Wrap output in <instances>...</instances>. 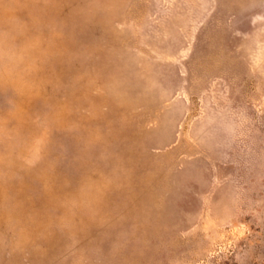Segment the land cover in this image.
Returning a JSON list of instances; mask_svg holds the SVG:
<instances>
[{"label": "rangeland", "instance_id": "374dc122", "mask_svg": "<svg viewBox=\"0 0 264 264\" xmlns=\"http://www.w3.org/2000/svg\"><path fill=\"white\" fill-rule=\"evenodd\" d=\"M0 264H264V0H0Z\"/></svg>", "mask_w": 264, "mask_h": 264}]
</instances>
